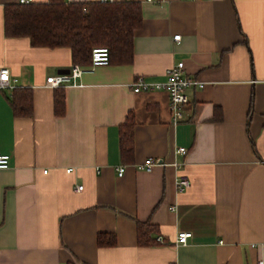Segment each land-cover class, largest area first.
I'll list each match as a JSON object with an SVG mask.
<instances>
[{
	"label": "crops",
	"instance_id": "crops-1",
	"mask_svg": "<svg viewBox=\"0 0 264 264\" xmlns=\"http://www.w3.org/2000/svg\"><path fill=\"white\" fill-rule=\"evenodd\" d=\"M18 1L0 0V68L31 94V113L15 114L13 89H0V152L10 155L0 169V264H264V0H113L141 4L131 60L63 88L45 83L72 66L68 48L6 37L4 7ZM179 61L204 87L188 91L173 125L167 92L130 84L164 81ZM148 158L166 164L137 170ZM179 176L190 180L182 193ZM180 232H191L186 245L176 244ZM100 234L113 243L101 246Z\"/></svg>",
	"mask_w": 264,
	"mask_h": 264
},
{
	"label": "trees",
	"instance_id": "trees-1",
	"mask_svg": "<svg viewBox=\"0 0 264 264\" xmlns=\"http://www.w3.org/2000/svg\"><path fill=\"white\" fill-rule=\"evenodd\" d=\"M142 24L141 4L136 1L102 3L48 0L45 3L10 4L4 7L6 37H25L34 47L68 48L73 64L87 66L92 49L107 47L111 62H129L132 58L134 34ZM13 89L11 104L15 114L31 113V94ZM55 111H64V94L54 96ZM121 133V153L127 158L133 152L132 115ZM140 228V226H139ZM108 236V239H106ZM143 234L140 243H143ZM114 237L100 234L101 246L112 244Z\"/></svg>",
	"mask_w": 264,
	"mask_h": 264
},
{
	"label": "built area",
	"instance_id": "built-area-1",
	"mask_svg": "<svg viewBox=\"0 0 264 264\" xmlns=\"http://www.w3.org/2000/svg\"><path fill=\"white\" fill-rule=\"evenodd\" d=\"M102 3L112 2L113 0H99ZM151 1V0H150ZM33 0H19L18 4H30ZM174 40H179L180 35L173 37ZM110 63V51L107 47H95L92 49L91 60L87 67L79 64H72L68 72H62L55 76L48 77L45 85L50 88H63L66 86H78V80L85 72H93L98 66H106ZM15 79L12 78L8 68H0V89L12 90L15 86ZM204 87V82L190 77L185 73L184 62L179 61L173 64L165 72V80L161 82L148 81L143 76H139L130 84V88L134 93L139 92H154L165 91L169 96V105L171 109L172 124L180 122L184 119V109L189 103L188 91L190 89H201ZM187 152L185 148H178L175 151L176 155L183 156ZM10 163V155L0 152V169H7ZM166 163L160 158H148L142 163L136 165V169L140 171H151L155 166H164ZM72 169H68L71 172ZM118 177H122L125 173V166H120L116 169ZM176 191L182 193L190 187V180L185 176H179L175 181ZM77 190H82V186L77 187ZM171 209L175 210V207ZM191 237V232H180L176 238L177 245H186ZM158 242H162L160 238Z\"/></svg>",
	"mask_w": 264,
	"mask_h": 264
},
{
	"label": "water",
	"instance_id": "water-1",
	"mask_svg": "<svg viewBox=\"0 0 264 264\" xmlns=\"http://www.w3.org/2000/svg\"><path fill=\"white\" fill-rule=\"evenodd\" d=\"M60 72H61V73H62V72H68V70H67V71H60Z\"/></svg>",
	"mask_w": 264,
	"mask_h": 264
}]
</instances>
